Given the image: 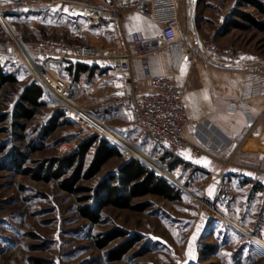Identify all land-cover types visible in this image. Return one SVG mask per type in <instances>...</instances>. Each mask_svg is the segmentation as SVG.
<instances>
[{"label": "rangeland", "instance_id": "374dc122", "mask_svg": "<svg viewBox=\"0 0 264 264\" xmlns=\"http://www.w3.org/2000/svg\"><path fill=\"white\" fill-rule=\"evenodd\" d=\"M190 2L189 16L186 11L185 19L181 20L183 40L177 45L178 51L187 52L188 47L195 46L194 41L188 43L189 35L195 37L196 34L190 32L188 26L190 15H194L196 30L203 39L211 41L213 38L218 45L241 48L245 59L234 69H225L211 63L202 54H197L195 60L187 57L191 67L188 104L192 122L189 134L207 148L206 158L209 156L224 167L225 162L232 163L241 154L234 145L241 140L250 122L264 115V27L252 25L235 12L246 11L264 25V12L254 4L260 2L264 5V0ZM50 19V24L54 25L48 27L38 21L28 25L27 28L32 30L26 33L19 32L17 27H13V33L0 24V39L8 51L0 53V62L19 77V83L0 88V264H240L246 260L235 257L237 243L224 246L235 235L239 239L246 235L233 230L232 219L221 215L211 219L215 210L204 200L205 197H214L224 169L218 171L211 167L195 181L184 154L167 155L169 151L162 144L152 138L143 139L128 109H106L117 93H98L95 87L105 86L108 77L114 81L119 79L120 76L111 70L106 71V76L86 73L75 81L65 65L52 66L57 72L66 74L73 97L85 108L101 115L109 127L167 166L175 156L183 159L185 164L181 168L168 166L185 185L183 188L168 179L182 189V198L137 197L135 202L149 201L151 204L144 210L109 205L103 209L102 220L94 222L80 212L82 202L79 196L65 191L58 180H39L25 171L37 169L50 157L69 153L93 133L109 139L124 157L110 159L96 177L84 180L86 184L96 185L103 176L117 170L132 156L146 163L134 151L105 134L103 129L87 131L69 118L60 117L59 121L63 123L45 135V125L57 114V105L52 103L45 102L31 119L14 117L17 102L35 74L19 53L9 51L20 50L19 44L26 45L41 35L58 36L61 28L69 32L65 30L60 36L71 40L69 33L74 29V23L58 14H51ZM232 20L251 25L244 28L234 26L223 34L225 24ZM18 155L23 158L22 163L17 160ZM248 164L253 170L264 168V165L249 161ZM233 180H229L231 186ZM236 192L240 193L234 190L233 194L237 195ZM219 212L223 214V209ZM225 231H231L227 242L220 240ZM244 232L249 234L247 229ZM109 234L115 236L106 246H99L97 240ZM254 245L261 254L264 253L256 240ZM124 246L128 248L121 252ZM119 252L121 256L113 257V253Z\"/></svg>", "mask_w": 264, "mask_h": 264}, {"label": "built area", "instance_id": "2783aa9c", "mask_svg": "<svg viewBox=\"0 0 264 264\" xmlns=\"http://www.w3.org/2000/svg\"><path fill=\"white\" fill-rule=\"evenodd\" d=\"M52 1L62 2L65 5L63 13L72 20L85 19L91 25H101L105 21H111L118 39L113 45H97L90 42L71 41L62 36L41 35L26 45L19 44L20 50L9 51L10 53H19L24 58L25 63L42 85L48 101L62 107L68 118L84 127L85 130L100 129L101 127L92 118H99L104 122L105 120L99 114L85 108L73 97L72 86L66 74L57 72L52 66L54 64L66 65L71 61L104 55L110 56L112 67L116 71L129 74L127 77L129 84L126 90L123 94L118 95L115 101L130 111L134 124L140 129L141 137L143 139L152 138L175 154L188 152L189 161L194 165H199L200 160L207 153V149L193 140L189 134L192 115L187 100L188 85L179 83L171 75L156 74L151 79V90L140 93V77L135 71L138 61L149 64L153 58L183 40L178 4L181 2L184 4L189 16L190 0H172V14L158 19L162 35L158 44L154 46L149 45L143 32V29L149 26L152 10L151 0ZM2 13L3 10L0 9V17ZM127 13H131L137 23V26L128 32L123 25V17ZM192 41L195 46L188 47L186 52L187 57L191 60H195L197 54H202L213 64L225 63L232 67L245 61L241 48L218 45L213 38L211 41H207L198 33L195 34V37L189 35L188 43ZM5 52L8 51L0 39V53ZM30 60L42 70H50L58 75L65 91L63 98L58 97L47 87L40 74L29 63ZM188 181L191 182V179ZM259 183L263 184L264 192V168L256 170L251 185L257 186ZM179 186L185 188L183 182ZM233 198V191L229 188L223 172L214 197H205L204 200L215 211H219V206L230 205ZM223 216L228 219L227 215Z\"/></svg>", "mask_w": 264, "mask_h": 264}, {"label": "crops", "instance_id": "0c3cea01", "mask_svg": "<svg viewBox=\"0 0 264 264\" xmlns=\"http://www.w3.org/2000/svg\"><path fill=\"white\" fill-rule=\"evenodd\" d=\"M172 4V0H151L152 10L150 21L148 23L149 26L143 29L144 35L147 38L150 46L157 45L160 41L162 30L159 25L158 19L172 14ZM64 6L65 5L62 2H53L52 0H0V9L3 10V13L0 17V24H3V27L8 29L4 20L8 21V23L12 27H17L19 32L26 33L27 31L32 30L31 28H27L28 25L31 26L33 24H36V22L38 21L42 22L43 25H47L48 27L54 25L50 24V15L58 14L64 20L74 23V29L69 33V38H71L72 41L90 42L97 45H113L116 43L118 37L114 24L111 21H105L101 25H91L85 19L72 20L63 13ZM178 10L181 20L183 18L185 19L186 8L182 2L178 4ZM123 25L127 32L131 31L137 26V23L131 13H127L124 15ZM188 26L190 32L194 31L196 34L198 33L194 23V15H190ZM181 27L183 28L182 21ZM37 30L39 31L41 29ZM64 31L69 32V30L67 31V29L61 28L58 29L57 35L60 36ZM178 44L179 43L173 44L170 49L153 58L149 64H144L141 61H138L136 63L135 71L140 77V93H145L151 90V79L154 75H171L175 77L179 83L188 85L189 92L187 100L189 103L190 85L188 80L191 73V67L189 65V62L187 61L188 59L186 56V52L184 51L182 53L178 51ZM175 60H178L177 66L175 65ZM77 61H81L90 65H97V74L106 76L108 75L106 71L111 70L118 76H120L116 81L108 77V79H106L105 81V86L102 85L95 88H97L98 93L101 92L102 94L117 93L115 94L113 101L107 104L108 106L106 107V109L112 111L121 107L125 108L123 105H119L118 103H116L115 97L118 94H123L126 90L129 84L127 78L129 75L128 73L116 71L112 67V58L107 55L97 58L81 59ZM219 67L225 69H234V67H225L221 65ZM241 137V140L237 141V143H235L234 145L235 148H239L241 154L237 155L235 157L237 159H233L232 163L225 162L223 167L219 164L220 162H215V160H213L211 157L208 156L206 158V153L200 160L199 165H191L192 171L194 172L192 173V176L194 177V179L196 178L198 180L205 174V171L211 167L212 169H217L218 171L224 169L225 179L229 188L233 191L239 190L240 193L236 192L237 195L234 194V200L230 205L219 208V210L223 209V214L219 211H215V214L210 218H215V216L218 215H221L223 218H225L223 215H227V217H229V220L232 219L233 222H236L244 227L245 231L247 229L249 234L239 230L238 228L234 229L235 227H233V230H237L239 233L246 235L244 239H242L243 237L239 239V237L235 235L234 239H232L230 242H227V240L229 239V237L227 236L231 231H228V233L225 231L224 236L221 237L222 239L220 240L227 242V244L225 243L224 246H227L234 242L237 243V249L235 251L237 253H235V257L237 255L238 257L241 256L244 259L247 258L240 264H264V253L261 254L257 250L254 245L255 239L253 238V236H259L264 239V194L262 191L263 184L259 183L257 186L251 185L256 170H253V167L248 164L249 161V163H252L254 165H264V115H261L258 118L252 120L248 125L247 130ZM233 149L231 152H233ZM243 151H245L246 154L243 155ZM183 154L187 158L189 157L188 152L182 153V155ZM181 166H184L183 163L178 165L177 167L181 168ZM196 167L200 168L197 169ZM185 168L186 166L183 167L182 170L184 171ZM251 171H254V173H252ZM231 178L234 179V183L232 184V186L230 185L231 181H229ZM196 179L195 181H197Z\"/></svg>", "mask_w": 264, "mask_h": 264}, {"label": "trees", "instance_id": "16d2710c", "mask_svg": "<svg viewBox=\"0 0 264 264\" xmlns=\"http://www.w3.org/2000/svg\"><path fill=\"white\" fill-rule=\"evenodd\" d=\"M254 4L264 12L262 3L255 2ZM235 12L244 19L249 20L252 25L264 27L248 12L243 10ZM250 25L242 21L232 20L230 23L225 24L223 34L224 32L227 33L231 27L244 28ZM64 67L73 74L75 81H79L86 73L94 75L97 72V65H90L81 61H71ZM17 83H19V77L14 72L6 70L0 62V88ZM45 102H49L45 91L38 80L34 78L25 86L13 115L16 118L31 119ZM56 109V117L44 127L45 135H48L63 123L59 121L60 117L68 119L62 107L57 106ZM19 126L24 127V124H19ZM123 154L109 139L100 136L98 133H93L81 140L69 153L50 157L37 169L30 168L25 169V171L39 180H58L65 191L79 196L82 202L79 207L80 212L94 222L102 220L103 209L109 205L144 210L151 204L149 201L135 202L137 197L160 195L170 200L182 198L183 191L181 188L172 184L166 176L135 156L126 159L117 170L103 176L96 185H89L84 182V180L96 177L110 159L124 157ZM168 154L175 153L169 151ZM163 158L165 159V156ZM17 160L23 162V158L19 155ZM182 163H184L183 159L175 156L168 163V166L175 169ZM187 165L191 166L193 164L187 161ZM114 236V234H109L106 237H100L97 240L98 245L101 247L106 246ZM127 248L128 246H124L121 252H125ZM119 256H121L120 252L113 253V257Z\"/></svg>", "mask_w": 264, "mask_h": 264}, {"label": "bare ground", "instance_id": "6f19581e", "mask_svg": "<svg viewBox=\"0 0 264 264\" xmlns=\"http://www.w3.org/2000/svg\"><path fill=\"white\" fill-rule=\"evenodd\" d=\"M5 22H6L7 28L10 29L13 33H15L13 27L8 23V21H5ZM29 63L31 64L33 69L37 73L40 74L43 82L47 85V87H49L53 91V93L56 94L58 97L63 98L62 96L65 93V91L63 88V83L61 82V80H59L58 75L50 70H42L40 67H37L32 62V60H30ZM92 120L97 122V124L103 129L105 134L109 135L112 139L116 140L120 145L124 146L125 148H129L132 151H134L136 154L142 157L146 163L151 164L154 168L160 171L163 175H165L173 183L178 184V185L181 183L177 175L173 171H171L167 165L163 164L159 160L149 155L142 147L131 142L126 137L122 136L115 129L114 130L111 129L109 125L106 122L101 121V119L92 118ZM233 224L239 230L245 231V228L239 225L238 223L233 222ZM253 238L256 240L258 247L264 250V240L259 236H253Z\"/></svg>", "mask_w": 264, "mask_h": 264}, {"label": "water", "instance_id": "95a60500", "mask_svg": "<svg viewBox=\"0 0 264 264\" xmlns=\"http://www.w3.org/2000/svg\"><path fill=\"white\" fill-rule=\"evenodd\" d=\"M187 56V55H186ZM219 65L221 66H225V67H232V65L229 64H225V63H219ZM157 170V169H156ZM158 171V170H157ZM165 176V175H164Z\"/></svg>", "mask_w": 264, "mask_h": 264}]
</instances>
